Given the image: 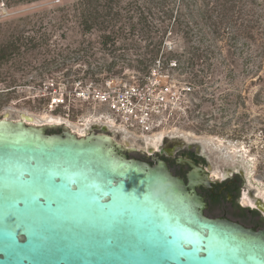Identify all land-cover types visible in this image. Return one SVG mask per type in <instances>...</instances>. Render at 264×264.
<instances>
[{"label": "water", "instance_id": "water-1", "mask_svg": "<svg viewBox=\"0 0 264 264\" xmlns=\"http://www.w3.org/2000/svg\"><path fill=\"white\" fill-rule=\"evenodd\" d=\"M32 120L0 119V264H264V232L205 217L163 162L123 155L119 131Z\"/></svg>", "mask_w": 264, "mask_h": 264}, {"label": "rangeland", "instance_id": "rangeland-1", "mask_svg": "<svg viewBox=\"0 0 264 264\" xmlns=\"http://www.w3.org/2000/svg\"><path fill=\"white\" fill-rule=\"evenodd\" d=\"M74 1L44 0L8 8L4 0H0V49L18 30L27 31L29 36L35 35V30L34 34L31 31L36 29V25L31 27L38 23L41 13H46L47 21L58 19L60 14L55 10ZM21 19L25 22L22 23ZM28 19H31L30 25H26ZM47 21L45 19L44 24L49 31L46 43L39 42L33 50H27L24 45L18 54L0 62V119L5 116L18 118L24 113L33 118L29 124L41 125L49 124L55 115L64 117L66 111L62 106L51 112V89L63 91L77 79L94 80L108 74L104 66L113 60L117 63L115 71L122 74L142 73L115 58L123 54L126 59H135L133 50L122 49L109 55L101 47L98 33L83 34L76 21L60 24ZM166 41L174 43L175 52L160 54L165 59H176L179 64L190 57L188 53L191 47L209 45L201 44L198 38L186 40L181 34L166 37ZM115 45L119 47L122 41ZM219 46L223 49L222 56H208L207 61L197 67L203 71L205 84L203 88L194 84L190 97L191 110L181 119L175 134L180 133L186 135L187 139L205 144L209 150L218 151L226 161L242 164L249 173L250 181L264 190V83H256L255 75L244 76L240 62L232 72L226 64L222 65L229 58L224 44L219 43ZM261 74L264 77V72ZM45 86L49 90H45ZM75 127L80 126L76 124ZM121 135L125 137L127 134Z\"/></svg>", "mask_w": 264, "mask_h": 264}, {"label": "trees", "instance_id": "trees-1", "mask_svg": "<svg viewBox=\"0 0 264 264\" xmlns=\"http://www.w3.org/2000/svg\"><path fill=\"white\" fill-rule=\"evenodd\" d=\"M39 1L44 0H4V5L11 8ZM55 12L60 14L58 19L48 18L49 21L45 12L40 14L38 23L31 27L36 25L31 31L34 34L35 30L33 36L25 30L12 33L1 46L0 62L18 54L24 45L33 50L39 42L46 43L49 31L45 19L51 24L76 21L83 34H99L100 45L109 55L122 49L133 50L135 59H126L123 54L115 58L142 73L165 51L164 39L181 34L186 40L198 38L201 44H209L191 47L190 57L180 63L181 72L196 87L203 88L205 84L203 71L197 67L208 56H222L219 43L224 44L229 58L222 65L232 72L240 62L244 76L255 75L256 83H264V0H75ZM28 20L26 25H30ZM118 41H122L119 47L115 45ZM116 64L114 60L106 64L105 71L120 73L114 70Z\"/></svg>", "mask_w": 264, "mask_h": 264}, {"label": "built area", "instance_id": "built-area-1", "mask_svg": "<svg viewBox=\"0 0 264 264\" xmlns=\"http://www.w3.org/2000/svg\"><path fill=\"white\" fill-rule=\"evenodd\" d=\"M164 47V52H175L173 42H164ZM58 91L51 89L49 106H53L51 112L62 106L65 120L99 124L150 141L153 136L177 132V125L191 110L194 85L181 72L176 59L168 60L160 54L145 73L77 79Z\"/></svg>", "mask_w": 264, "mask_h": 264}, {"label": "flooded vegetation", "instance_id": "flooded-vegetation-1", "mask_svg": "<svg viewBox=\"0 0 264 264\" xmlns=\"http://www.w3.org/2000/svg\"><path fill=\"white\" fill-rule=\"evenodd\" d=\"M58 118L51 117L49 124L39 126L45 127L48 134L68 130L79 138L104 133L99 124L78 128L64 117ZM155 137L143 141L126 135L118 137L116 143L128 159L151 166L157 161L163 162L170 173L189 185L188 191L200 199L205 217L264 232V190L250 181L242 164L226 161L218 151L209 150L205 144L180 133Z\"/></svg>", "mask_w": 264, "mask_h": 264}, {"label": "bare ground", "instance_id": "bare-ground-1", "mask_svg": "<svg viewBox=\"0 0 264 264\" xmlns=\"http://www.w3.org/2000/svg\"><path fill=\"white\" fill-rule=\"evenodd\" d=\"M50 107H51V109H52L53 106L50 105ZM56 118H58V117H56ZM49 121H50V120H49ZM30 122H32V121H30ZM30 122H27V123L29 124ZM46 122H47V120H46ZM48 123H49V122H48ZM35 124L37 125V124H39V123H35ZM42 124H43V123H42ZM42 124H41V125H42ZM76 124H77V123H74L75 126H76ZM82 124H83V125H80V124H77V125H79L80 127L85 126V125H89V124H87V122H84V123H82ZM39 125H40V124H39ZM43 125H44V124H43ZM76 130H77V129H76ZM79 130H80V129H79ZM76 132H77V131H76ZM153 137H155V136H153ZM153 137H152V138H153Z\"/></svg>", "mask_w": 264, "mask_h": 264}]
</instances>
